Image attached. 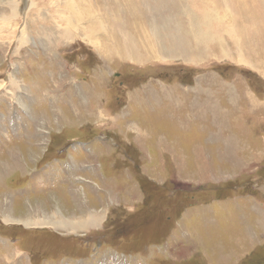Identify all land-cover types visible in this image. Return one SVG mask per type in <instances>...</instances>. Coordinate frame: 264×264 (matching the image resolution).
I'll use <instances>...</instances> for the list:
<instances>
[{
  "label": "rangeland",
  "instance_id": "rangeland-1",
  "mask_svg": "<svg viewBox=\"0 0 264 264\" xmlns=\"http://www.w3.org/2000/svg\"><path fill=\"white\" fill-rule=\"evenodd\" d=\"M14 1L0 0V264H264V72L215 43L196 63L137 41V61L103 58L80 38L45 40L74 26L65 0ZM99 1L140 36L149 5L171 0L135 5L139 17ZM173 8L156 27H187Z\"/></svg>",
  "mask_w": 264,
  "mask_h": 264
},
{
  "label": "bare ground",
  "instance_id": "bare-ground-1",
  "mask_svg": "<svg viewBox=\"0 0 264 264\" xmlns=\"http://www.w3.org/2000/svg\"><path fill=\"white\" fill-rule=\"evenodd\" d=\"M13 1L14 0H11V6L13 5ZM61 1L63 3L64 0H60L58 1V3H60ZM145 1L146 0H113L114 4L118 3L119 5L123 6L122 8L128 6V8H130V11H134H132L134 16L136 13L138 17V9L135 7V5L138 6V8H141L142 6H145ZM207 1L208 0H203L196 4L198 7L203 8L204 12L190 11L191 5L189 7V5H186L187 3L184 2V7H181L183 5L178 6L177 4H175V2H173V0L169 2L162 1L161 5H157L156 7H151L149 5V8L154 12L153 18L151 17L153 22L151 23V19L149 18L150 15L147 14V16L149 15V17H146L149 21L146 22L145 30L140 31L137 30V27H135L136 31H138L140 35L135 36V34L132 35L126 33V31H120L121 28L124 29L123 25H125V23L123 19L116 15L114 13L115 11H103V3L102 5L99 4V6L97 7L93 0H65V3L71 6L70 9L75 14L74 26H70L68 30L65 28L66 25L63 26L62 23H56L58 29L53 34L54 38L47 36L45 40L50 39L47 41L52 42L54 39H56L59 42L70 43L71 40H77L78 38L79 41L80 38L84 43L91 45L93 49L97 51L98 54L103 58L109 59L112 57L111 54H114L120 59H130L135 61H137L135 56L139 53L135 49L136 41L138 44L144 47L147 52L151 54L157 52V59L168 61L175 58L187 61V58H189L192 60V62L195 63L198 62L197 60L202 59L200 54L201 49L206 50L207 57L211 58V56L213 57V55L210 51V48L218 46L224 58L231 56L236 60L242 62L243 64H246V66L248 65L252 68L256 66L261 72H264V58L258 59L259 49H261L264 54V0H236L237 4L233 0H217L214 4L211 5V2L208 6ZM113 2L111 0L104 1V3L114 8L115 6ZM28 3L31 4V6L28 7L30 9L34 4V1L32 2V0H29ZM146 6L145 8L148 9V7ZM167 6H170V8L176 6V8H179V11L177 13L183 12L184 14H188L189 24L187 25V27H181L179 24L175 23L176 21L173 22L174 20H170L171 18H169L168 16L167 17L170 21H164V24L156 27L155 23L157 22L155 21H157L158 18H161L162 16L160 11L163 9H167ZM111 7L108 8L110 9ZM12 12L15 13V11ZM12 12H10L8 16H11ZM171 13L173 14V12ZM143 14H146V9L145 13ZM175 16H177V14ZM162 18H164V16ZM27 23L28 22L26 19L24 23L25 27H23L24 29L22 28V33L25 29H27ZM67 24H70L69 20H67ZM142 27L141 29H143ZM73 31H76V34H73L72 37L71 35H69V33ZM148 36L153 38H150ZM23 38L25 41V38L27 37ZM166 38L169 39L168 42ZM168 43L172 46V51L169 50L170 47ZM212 43H215L216 45L214 44L209 47ZM230 43L232 44V47ZM53 51H55V48L53 49ZM168 52H172L171 56ZM180 55H182L183 57H181ZM248 57H250V60L248 59ZM215 58L217 59L219 57L215 56ZM252 58L257 59L255 60V63L252 62ZM200 61L205 60L202 59ZM259 65L261 67H259ZM9 76L13 81L12 85H20V77L14 75L12 71L9 72ZM84 90L85 88L83 89L82 86V88H80V93L82 95L81 97L83 99V102L86 103L87 100L86 95L83 93ZM87 92L89 93L91 101L93 100L94 102H96L95 105L100 108V95L95 99L93 98L94 94L91 89ZM253 98L254 97L250 98V100ZM99 116L101 118L102 116H104V112L102 111V109L100 110ZM93 218H96V221L100 220V217L97 215H95ZM90 220L91 218L87 217L85 221L89 222ZM86 222L83 221L82 223L78 222L75 224L80 228H84L86 227V225H88V223ZM46 223L48 222H44L41 224L43 225ZM26 224L27 226H29L39 224V222H32L28 220Z\"/></svg>",
  "mask_w": 264,
  "mask_h": 264
},
{
  "label": "crops",
  "instance_id": "crops-1",
  "mask_svg": "<svg viewBox=\"0 0 264 264\" xmlns=\"http://www.w3.org/2000/svg\"><path fill=\"white\" fill-rule=\"evenodd\" d=\"M154 87V85H152ZM159 88L162 89V86H160ZM149 91V88L145 89V92H148ZM135 123V122H134ZM140 136H143V135H138V138L136 139V141L138 142V144L140 145L141 149H143L145 151V153L147 155H149V149L145 146L146 143L142 142L141 140V137ZM163 146V145H162ZM159 149V155H161L163 152H162V147L161 146H158L157 147ZM182 171V170H181Z\"/></svg>",
  "mask_w": 264,
  "mask_h": 264
}]
</instances>
